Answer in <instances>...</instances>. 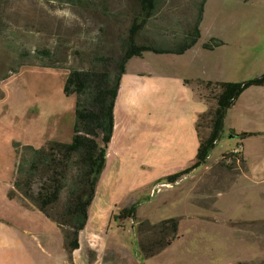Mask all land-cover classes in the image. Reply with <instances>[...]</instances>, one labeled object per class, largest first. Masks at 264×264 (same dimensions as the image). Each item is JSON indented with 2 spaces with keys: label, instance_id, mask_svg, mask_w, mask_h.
Instances as JSON below:
<instances>
[{
  "label": "rangeland",
  "instance_id": "obj_1",
  "mask_svg": "<svg viewBox=\"0 0 264 264\" xmlns=\"http://www.w3.org/2000/svg\"><path fill=\"white\" fill-rule=\"evenodd\" d=\"M131 1L110 0V11H129ZM189 1L173 0V5L181 7L179 12H163L160 23L181 20V13L187 11L186 4ZM203 8L201 27L204 35L210 33L224 45L226 43V46L216 51L218 53L203 51L205 59L215 56L212 58L214 62L217 61L216 66L205 70L202 64L204 58L199 59L194 53H188L182 57L150 54L146 58V67L151 71L165 70L171 75H181L184 69H188L186 64L189 60L195 58L197 62H194L200 64L198 68L190 70L189 75L213 83L242 82L263 73L264 0H205ZM101 16L100 13L87 15L66 3L56 1L8 0L3 21L7 28L5 36L12 40L16 52L48 49L56 53L60 50L54 61L61 64L66 60V65L78 67L80 54L88 50L89 43L99 41L97 37L100 36L101 25L107 27L104 41L114 47L117 45L116 35L127 27V24L117 27ZM228 25L235 26L232 32H227L225 27ZM16 59L15 52H0V70L4 68L9 72L15 67L12 62ZM241 60L242 70H236ZM136 62L145 69L142 61ZM194 85L197 97L205 100L208 105L206 112H212L216 108L217 92L204 84ZM197 125L201 140H204L211 127L209 117H201ZM234 129L241 131L239 120L234 124ZM144 134L141 128L136 130L132 127L130 137L126 134L122 137L129 142L132 137L142 139ZM230 136L229 128L224 126L206 164V168L211 167L210 171L199 168L195 174L182 177L176 184H166L160 189H156L157 186L138 189L139 181L146 182L152 178L145 170L131 176L128 172L120 176V171H116L111 183L103 185L102 189L98 184V200L93 220L88 226L102 230L108 240L103 264H264V219L238 218L241 214L236 210L241 204H232L239 196L236 192L238 187L230 194L228 204H214L216 196H221V192L229 187V181L238 168V164L231 160L236 156H230L235 152L231 150L238 148V139ZM118 138L119 134L116 136ZM121 147L126 148L125 155L128 152L134 155L131 161L135 164H151L145 159L147 155L143 144L138 146V143L130 141L129 144L121 145L117 142L109 146L108 151L112 155L116 153L114 150ZM224 154L228 155L229 163L222 161ZM159 180L166 182V179L160 177ZM224 198L222 196L219 200L223 201ZM190 200L203 207L191 204ZM140 201L143 204L138 210L136 221L114 219L124 207ZM260 211L263 212L259 209L251 213ZM106 219L105 225L103 223ZM168 219H176L178 222L175 235L170 225L162 224ZM173 237L175 239L171 244L156 256H145Z\"/></svg>",
  "mask_w": 264,
  "mask_h": 264
},
{
  "label": "crops",
  "instance_id": "obj_2",
  "mask_svg": "<svg viewBox=\"0 0 264 264\" xmlns=\"http://www.w3.org/2000/svg\"><path fill=\"white\" fill-rule=\"evenodd\" d=\"M201 25L202 22L198 29L197 44L177 56L194 53L199 59L203 57L201 61L207 70L215 67L217 61H213L212 57L215 56L205 59L203 51L218 53L216 51L226 46V43L213 51L204 50L203 44L215 35H204ZM225 28L227 32H232L235 26L228 25ZM150 54L153 53L132 58L126 66L115 105V128L109 146L117 142L125 145L130 141L138 143V146L143 144L144 153L147 155L145 159L151 164H135L131 161L134 155L130 152L125 155L124 147L114 150L116 153L112 155L107 149L106 163L99 181L101 189L103 185L111 183L116 171H120V176L123 172L124 175L128 172L131 176L139 175L144 170L152 178L146 182L139 181L137 188H154L164 183L157 181L159 177L165 179L186 169L197 156L201 142L197 124L199 117L207 111L208 105L205 100L197 97L193 82L198 78L192 77L188 72L198 68L200 63H195L197 60L193 58L186 64L188 69H184L181 75H171L165 70H149L145 64ZM136 61H142L145 69ZM241 67L242 60L239 68L235 69L242 70ZM6 73L1 68L0 264H103L108 240L102 230L88 226L93 220L99 189L96 190L87 225L79 232L78 248L73 251L67 248L63 230L31 207L20 195L9 197L23 147L40 148L50 141L65 144L72 141L75 96H66L63 92L68 70L20 66L16 72L4 78ZM186 81L192 83L186 84ZM237 120L240 121V132L234 129ZM224 126L229 128L231 138L238 139V148L231 150L237 152L235 163L238 168L229 181V187L221 192V196H216L214 204H228L230 194L238 187L236 192L239 196L232 203L241 204L236 210L241 214L238 218L264 219V86H255L244 91L227 111ZM132 127L145 131L142 139L132 137L129 142L128 139H123L124 134L130 137ZM119 131L122 134L120 139H116ZM207 162L198 169L210 171L211 167L206 168ZM198 169L185 176L195 174ZM222 196L225 198L220 201ZM190 202L197 207H203L196 201ZM138 204L142 205L143 202ZM259 209L263 212L251 213ZM107 219L103 224H107Z\"/></svg>",
  "mask_w": 264,
  "mask_h": 264
},
{
  "label": "trees",
  "instance_id": "obj_3",
  "mask_svg": "<svg viewBox=\"0 0 264 264\" xmlns=\"http://www.w3.org/2000/svg\"><path fill=\"white\" fill-rule=\"evenodd\" d=\"M45 1L66 3L87 15L100 13L105 21L114 23L117 27L127 24L124 31H119L116 35L115 47L104 41L107 27L101 25L100 36L97 37L99 41L89 43L88 50L79 56L78 67H73L66 65V60L61 64L54 61L60 50L56 53L48 49L16 52L12 40L5 36L7 28L3 19L8 0H0V52H15L17 56L16 61L12 62L15 67L4 78L16 72L20 66L66 69L68 76L63 92L66 96H75L72 141L68 144L50 141L40 148L23 147L9 197L20 195L31 207L63 230L67 248L73 251L78 248L79 232L87 225L105 167L107 149L115 128V105L129 60L145 53L182 55L194 47L199 38L198 29L205 0H190L186 4L187 11L181 13V20L166 21L163 24L160 23L163 12L178 13L181 8L173 5V0H132L129 11L119 13L110 11V0ZM223 45L221 40L211 38L203 44V49L213 51ZM193 84H204L217 92L216 108L199 117L207 115L211 127L207 137L201 140L197 156L191 165L168 176L165 178L166 182L161 184H176L183 176L207 162L223 132L227 111L244 91L264 86V73L242 82L196 81ZM227 158L228 155L224 154L222 161L225 163ZM231 160L233 163L236 161L235 158ZM140 207L141 204L138 203L124 207L114 219L136 221ZM162 224L170 225L172 233H177L176 219L165 220ZM174 237L145 256H156L171 244Z\"/></svg>",
  "mask_w": 264,
  "mask_h": 264
},
{
  "label": "built area",
  "instance_id": "obj_4",
  "mask_svg": "<svg viewBox=\"0 0 264 264\" xmlns=\"http://www.w3.org/2000/svg\"><path fill=\"white\" fill-rule=\"evenodd\" d=\"M235 153H236V152H232V155H235ZM229 160H230V159L227 158L225 161H226L227 163H229ZM164 185H166V184H160V185H157V188H156V189H160V188L163 187ZM166 186H167V185H166Z\"/></svg>",
  "mask_w": 264,
  "mask_h": 264
},
{
  "label": "bare ground",
  "instance_id": "obj_5",
  "mask_svg": "<svg viewBox=\"0 0 264 264\" xmlns=\"http://www.w3.org/2000/svg\"><path fill=\"white\" fill-rule=\"evenodd\" d=\"M117 128H118V127H117ZM117 131H118V130H117ZM118 134H119V136H121L122 133L119 131Z\"/></svg>",
  "mask_w": 264,
  "mask_h": 264
}]
</instances>
